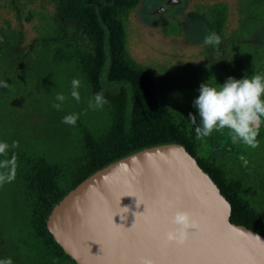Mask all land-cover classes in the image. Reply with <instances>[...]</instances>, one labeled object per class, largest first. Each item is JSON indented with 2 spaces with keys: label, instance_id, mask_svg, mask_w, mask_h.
Wrapping results in <instances>:
<instances>
[{
  "label": "trees",
  "instance_id": "16d2710c",
  "mask_svg": "<svg viewBox=\"0 0 264 264\" xmlns=\"http://www.w3.org/2000/svg\"><path fill=\"white\" fill-rule=\"evenodd\" d=\"M42 1L50 5L54 24L48 64L78 78L95 112L77 106L68 107V120L62 110L55 115L71 128L70 141L57 153L9 150L17 210L10 217L0 197V264H76L46 228L55 203L91 172L139 148L176 142L193 156L198 146V138L154 100L150 73L126 50L123 19L140 0ZM210 14L217 33L225 14L220 7ZM225 70L237 94L243 81L258 80L239 59ZM197 163L228 201L230 221L264 236V207L254 204L246 169L232 177L217 159Z\"/></svg>",
  "mask_w": 264,
  "mask_h": 264
},
{
  "label": "rangeland",
  "instance_id": "374dc122",
  "mask_svg": "<svg viewBox=\"0 0 264 264\" xmlns=\"http://www.w3.org/2000/svg\"><path fill=\"white\" fill-rule=\"evenodd\" d=\"M164 4L169 9L155 14ZM219 5L226 22L216 38L210 11ZM123 27L131 59L153 79L154 100L160 108L180 106L182 115L197 114L204 96L217 95L226 63L264 60V0H140ZM53 28L45 1L0 0V197L10 217L17 203L9 150L57 153L71 128L55 115L62 110L68 120V107L77 106L95 112L78 78L48 64ZM225 164L238 173V163Z\"/></svg>",
  "mask_w": 264,
  "mask_h": 264
},
{
  "label": "water",
  "instance_id": "95a60500",
  "mask_svg": "<svg viewBox=\"0 0 264 264\" xmlns=\"http://www.w3.org/2000/svg\"><path fill=\"white\" fill-rule=\"evenodd\" d=\"M46 228L76 264H264V236L230 221L226 198L176 142L91 172L53 205Z\"/></svg>",
  "mask_w": 264,
  "mask_h": 264
},
{
  "label": "flooded vegetation",
  "instance_id": "af4514ba",
  "mask_svg": "<svg viewBox=\"0 0 264 264\" xmlns=\"http://www.w3.org/2000/svg\"><path fill=\"white\" fill-rule=\"evenodd\" d=\"M167 6L170 7V5ZM218 7L222 8L225 14L223 5ZM211 19L212 23L213 16ZM224 22H226V14ZM222 29L223 27L215 33L211 26V34L220 38ZM226 66L227 63L223 66L221 84L216 83L219 92L215 96H204L197 114L182 115L180 106L169 104L162 110L170 111L171 116L177 117L192 136L198 138L194 140L198 142L193 155L196 162L200 160L204 165H208L210 160L217 159L232 177H242L240 169L244 167L249 180L243 179L245 182L248 180L247 188L253 197L254 204L256 207H264V201H262L264 194H261L264 190V163H259L260 154L257 150L259 142L264 141V63L248 66L242 63L243 70L248 67L247 69L252 72L251 76L257 75L258 80L243 81L239 94L227 76ZM260 69L262 72H257ZM191 143L189 141V144ZM263 148L264 146L261 149ZM226 161L238 163L239 174L227 167Z\"/></svg>",
  "mask_w": 264,
  "mask_h": 264
}]
</instances>
